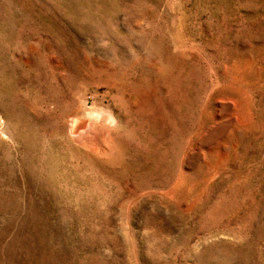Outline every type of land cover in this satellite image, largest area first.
<instances>
[{
  "label": "rangeland",
  "instance_id": "374dc122",
  "mask_svg": "<svg viewBox=\"0 0 264 264\" xmlns=\"http://www.w3.org/2000/svg\"><path fill=\"white\" fill-rule=\"evenodd\" d=\"M0 264H264V0H0Z\"/></svg>",
  "mask_w": 264,
  "mask_h": 264
},
{
  "label": "bare ground",
  "instance_id": "6f19581e",
  "mask_svg": "<svg viewBox=\"0 0 264 264\" xmlns=\"http://www.w3.org/2000/svg\"><path fill=\"white\" fill-rule=\"evenodd\" d=\"M87 124V123H86ZM88 125V124H87ZM89 127V126H88ZM93 127V126H92ZM96 130V129H95ZM91 130V127L89 129H85V122L78 120V121H72L69 125V132L74 138L75 136L80 140L86 143V144H95L94 140L95 138H98L102 136V132L99 133V131ZM101 138V137H100ZM77 139V140H78ZM99 139V138H98ZM78 140V141H79ZM97 140V139H96ZM101 140V139H100ZM107 142V141H106ZM85 144V145H86ZM90 145V146H91ZM89 146V145H88ZM99 146V145H98ZM108 147V146H107Z\"/></svg>",
  "mask_w": 264,
  "mask_h": 264
}]
</instances>
